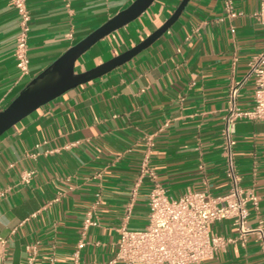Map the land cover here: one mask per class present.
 <instances>
[{
  "label": "crops",
  "instance_id": "crops-1",
  "mask_svg": "<svg viewBox=\"0 0 264 264\" xmlns=\"http://www.w3.org/2000/svg\"><path fill=\"white\" fill-rule=\"evenodd\" d=\"M134 0H27L31 13L30 74L22 78L14 50L18 15L0 0V111L69 48ZM190 0L154 44L115 70L40 108L0 137V264H75L82 226L98 194L79 264H109L120 229L148 224L153 186L137 188L151 140L150 166L169 197L191 191L225 194L230 187L222 138L230 91L253 107L249 63L264 51L261 0ZM182 0H156L135 22L94 45L76 64L91 70L137 46L161 28ZM73 37L70 38L69 36ZM235 164L244 189L259 197L249 224L264 223V121L236 125ZM71 145L70 148H66ZM26 172H34L25 183ZM213 232L238 237L230 221ZM1 252V246H0ZM203 264H264L257 239L237 241Z\"/></svg>",
  "mask_w": 264,
  "mask_h": 264
},
{
  "label": "built area",
  "instance_id": "built-area-1",
  "mask_svg": "<svg viewBox=\"0 0 264 264\" xmlns=\"http://www.w3.org/2000/svg\"><path fill=\"white\" fill-rule=\"evenodd\" d=\"M11 4L18 15L14 57L20 76L24 78L30 74L28 42L31 13L27 0H11ZM226 8L231 18L238 17L230 0H227ZM255 18L264 27V0H261ZM247 78L255 82L253 107L249 110L241 109L238 90L233 88L223 117L222 138L229 190L217 196L208 192L191 191L177 199L169 197L150 166L154 144L149 140V149L142 161L133 195H137V188L143 179L147 178L152 182L148 198V224L137 230L130 229L127 225L121 227L117 253L109 264H203L206 260L214 259L231 244L237 241L244 243L251 237L257 239L264 262V223L260 221L256 226L249 224L250 206L257 207L259 197L242 187L234 155L237 123L241 120L264 121V51L250 61ZM70 147L68 145L66 148ZM33 176L34 172H26L23 181L28 184ZM96 197L82 226L83 238L74 252L75 264H79L89 230L98 226L96 212L101 204V195ZM223 221L231 222L238 237H226L213 232V226ZM0 246L1 263L5 257L6 241L0 240ZM35 257L36 252L32 254L28 264H33ZM55 261L53 258L52 264Z\"/></svg>",
  "mask_w": 264,
  "mask_h": 264
},
{
  "label": "water",
  "instance_id": "water-1",
  "mask_svg": "<svg viewBox=\"0 0 264 264\" xmlns=\"http://www.w3.org/2000/svg\"><path fill=\"white\" fill-rule=\"evenodd\" d=\"M156 0H134L83 40L69 48L42 73L33 78L19 95L0 111V137L40 108L67 92L103 77L139 55L162 37L180 18L190 0H182L166 23L146 40L127 52L91 69L77 73L76 64L94 45L139 19Z\"/></svg>",
  "mask_w": 264,
  "mask_h": 264
}]
</instances>
